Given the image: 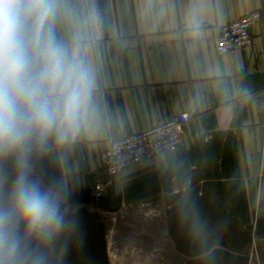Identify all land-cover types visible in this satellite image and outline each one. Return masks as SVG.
I'll use <instances>...</instances> for the list:
<instances>
[{
	"label": "crops",
	"instance_id": "0c3cea01",
	"mask_svg": "<svg viewBox=\"0 0 264 264\" xmlns=\"http://www.w3.org/2000/svg\"><path fill=\"white\" fill-rule=\"evenodd\" d=\"M27 2L32 74L58 58L64 73L46 82L51 99L61 101L66 81L85 90L73 121L58 115L42 142L31 138L35 180L90 207L112 139L188 111L183 143L126 167L100 207L149 208L150 238L175 242L190 264H263L264 0ZM253 10L262 17L252 43L220 54L222 26Z\"/></svg>",
	"mask_w": 264,
	"mask_h": 264
},
{
	"label": "clouds",
	"instance_id": "9594fccd",
	"mask_svg": "<svg viewBox=\"0 0 264 264\" xmlns=\"http://www.w3.org/2000/svg\"><path fill=\"white\" fill-rule=\"evenodd\" d=\"M30 7L27 0H0V155L16 152L18 159L7 206H0V264L5 253L11 258L18 252L21 225L26 236L40 242L50 241L66 227L57 194L30 178L29 144L34 135L42 142L58 115L73 121L85 92L79 82L66 81L61 101L51 99L45 84L63 75L58 58L32 74L24 37V17ZM85 79L80 73L79 80ZM34 264H41L39 257Z\"/></svg>",
	"mask_w": 264,
	"mask_h": 264
},
{
	"label": "rangeland",
	"instance_id": "374dc122",
	"mask_svg": "<svg viewBox=\"0 0 264 264\" xmlns=\"http://www.w3.org/2000/svg\"><path fill=\"white\" fill-rule=\"evenodd\" d=\"M17 175L16 152L0 155V206H7ZM99 200L79 208L59 200L66 227L47 242L26 236L21 225L17 235L20 248L11 258L5 253L4 264H34L37 257L41 264H190L175 242L164 244L150 238L149 208L142 207L132 215L125 206L104 210ZM260 254L263 262L264 248ZM217 264L236 263L220 259ZM248 264L256 262L251 259Z\"/></svg>",
	"mask_w": 264,
	"mask_h": 264
},
{
	"label": "built area",
	"instance_id": "2783aa9c",
	"mask_svg": "<svg viewBox=\"0 0 264 264\" xmlns=\"http://www.w3.org/2000/svg\"><path fill=\"white\" fill-rule=\"evenodd\" d=\"M261 17L260 10H253L224 24L215 41L216 50L226 54L252 43V27ZM191 119V113L183 111L163 123L112 139L110 146L101 152L107 176L92 184V199L99 200L113 183L114 177L126 167L178 148L183 143L185 125Z\"/></svg>",
	"mask_w": 264,
	"mask_h": 264
},
{
	"label": "trees",
	"instance_id": "16d2710c",
	"mask_svg": "<svg viewBox=\"0 0 264 264\" xmlns=\"http://www.w3.org/2000/svg\"><path fill=\"white\" fill-rule=\"evenodd\" d=\"M17 235H20V232H18Z\"/></svg>",
	"mask_w": 264,
	"mask_h": 264
}]
</instances>
